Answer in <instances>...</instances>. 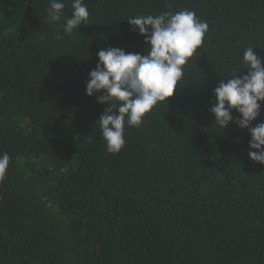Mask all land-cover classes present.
Returning a JSON list of instances; mask_svg holds the SVG:
<instances>
[{"label": "trees", "instance_id": "16d2710c", "mask_svg": "<svg viewBox=\"0 0 264 264\" xmlns=\"http://www.w3.org/2000/svg\"><path fill=\"white\" fill-rule=\"evenodd\" d=\"M62 2L49 23L50 0H0V264H264V164L247 129L210 112L220 81L247 74L246 48L264 58V0H84L89 22L71 35ZM182 10L207 22L202 46L109 153L108 105L86 95L98 52L146 55L127 20Z\"/></svg>", "mask_w": 264, "mask_h": 264}, {"label": "clouds", "instance_id": "9594fccd", "mask_svg": "<svg viewBox=\"0 0 264 264\" xmlns=\"http://www.w3.org/2000/svg\"><path fill=\"white\" fill-rule=\"evenodd\" d=\"M71 7V17L63 24L65 35H71L89 22L84 0H72ZM64 9L62 0H50L48 22H60ZM127 22L133 31L145 37L147 54L126 53L114 47L100 50L98 63L90 71L86 85L87 96L103 93L97 96V102L108 105L98 121L111 154L119 153L124 147L126 126L139 127L146 114L173 97L184 75V66L202 46L209 29L207 22L198 19L191 10L135 16ZM63 38L61 34L56 36L57 40ZM243 62L247 74L240 77L234 73L231 78L220 81L213 92L215 103L210 112L215 118L214 124L223 130L230 123L247 129L251 136L249 158L264 164V123L252 126L264 103V58L257 56L249 46L243 53ZM233 110L239 114V119H233ZM9 164V154L0 155V182Z\"/></svg>", "mask_w": 264, "mask_h": 264}, {"label": "rangeland", "instance_id": "374dc122", "mask_svg": "<svg viewBox=\"0 0 264 264\" xmlns=\"http://www.w3.org/2000/svg\"><path fill=\"white\" fill-rule=\"evenodd\" d=\"M12 17H13V15H8V17H6V19H4L5 20V23H7V25L10 27V26H14V25H12Z\"/></svg>", "mask_w": 264, "mask_h": 264}]
</instances>
